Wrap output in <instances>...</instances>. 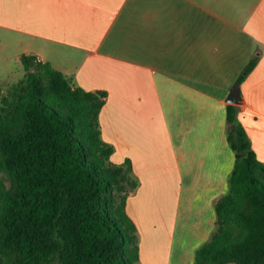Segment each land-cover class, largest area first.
<instances>
[{
  "label": "crops",
  "instance_id": "crops-1",
  "mask_svg": "<svg viewBox=\"0 0 264 264\" xmlns=\"http://www.w3.org/2000/svg\"><path fill=\"white\" fill-rule=\"evenodd\" d=\"M0 31L20 64L108 93L102 139L139 183L140 264H194L235 166L227 98L254 58L238 119L264 162V0H0Z\"/></svg>",
  "mask_w": 264,
  "mask_h": 264
},
{
  "label": "trees",
  "instance_id": "trees-1",
  "mask_svg": "<svg viewBox=\"0 0 264 264\" xmlns=\"http://www.w3.org/2000/svg\"><path fill=\"white\" fill-rule=\"evenodd\" d=\"M21 64L24 78L0 95V264H140L126 212L139 183L131 161L113 163L115 149L102 139L108 93L76 86L37 56ZM256 66L254 58L233 88ZM238 112L227 105L229 190L194 264H264V162Z\"/></svg>",
  "mask_w": 264,
  "mask_h": 264
},
{
  "label": "rangeland",
  "instance_id": "rangeland-1",
  "mask_svg": "<svg viewBox=\"0 0 264 264\" xmlns=\"http://www.w3.org/2000/svg\"><path fill=\"white\" fill-rule=\"evenodd\" d=\"M18 47L10 42V37L0 31V95H4L12 85L24 78V69L20 62L16 61ZM6 180L7 188H11L10 178L2 174ZM3 260L8 259V255H1Z\"/></svg>",
  "mask_w": 264,
  "mask_h": 264
},
{
  "label": "water",
  "instance_id": "water-1",
  "mask_svg": "<svg viewBox=\"0 0 264 264\" xmlns=\"http://www.w3.org/2000/svg\"><path fill=\"white\" fill-rule=\"evenodd\" d=\"M227 103L232 105H240L242 103L240 87H234L228 95Z\"/></svg>",
  "mask_w": 264,
  "mask_h": 264
}]
</instances>
